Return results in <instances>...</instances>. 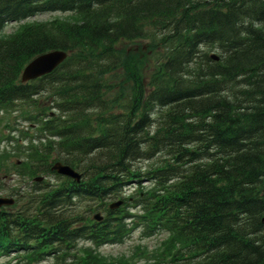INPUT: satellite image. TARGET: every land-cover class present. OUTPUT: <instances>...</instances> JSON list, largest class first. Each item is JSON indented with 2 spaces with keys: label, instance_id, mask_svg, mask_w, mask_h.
Listing matches in <instances>:
<instances>
[{
  "label": "trees",
  "instance_id": "1",
  "mask_svg": "<svg viewBox=\"0 0 264 264\" xmlns=\"http://www.w3.org/2000/svg\"><path fill=\"white\" fill-rule=\"evenodd\" d=\"M49 11L70 15L0 35V108H36L25 117L38 144L20 173L58 177L0 209V253L109 264L94 248L141 226L168 232L173 264H264V0H0V32ZM140 39L144 53L119 48ZM54 48L65 60L20 82ZM54 160L81 179L56 174ZM80 240L93 248L69 254Z\"/></svg>",
  "mask_w": 264,
  "mask_h": 264
},
{
  "label": "rangeland",
  "instance_id": "2",
  "mask_svg": "<svg viewBox=\"0 0 264 264\" xmlns=\"http://www.w3.org/2000/svg\"><path fill=\"white\" fill-rule=\"evenodd\" d=\"M65 15L69 16L70 12L49 11L37 13L36 15L29 17L27 20H48L55 16L62 17ZM21 22H24V20ZM18 23L19 22L7 23L4 26L3 33L13 32L18 27ZM146 41H148V39H140L139 42L123 41L119 44V48H126L128 50L137 49L138 52L144 53L148 51ZM211 51L215 52V50ZM120 82L121 78L112 82V91L114 94L119 92ZM38 97L39 102L43 101L44 105L48 104V99L45 98V93L39 94ZM122 97L124 98V96ZM122 97L118 100L123 101ZM24 101H17V103L13 105L12 110H6L8 108L0 109V173H11L5 178L0 179V192L3 194L8 193L16 187L23 188L24 191L30 190L31 188V179L27 175L15 172L17 169L18 171L23 170V165L21 166L20 164L22 159L26 157L28 153L33 152L31 145L34 146L38 144V140L35 138L37 136V127L33 124L35 119H26L25 117V112L28 109L35 111V104L30 103L29 100ZM26 101H29V104ZM7 124L8 126H6ZM9 133H11L13 138L15 137L12 141H8L6 138V135ZM141 164L147 165L148 163L142 161ZM44 179H46V181L50 180V182L54 183L58 180V177L48 173L47 175H44ZM148 183L149 181L146 180H143L142 182V184L146 185ZM134 186V183H130L126 186L127 188L125 189V192L129 193ZM96 211L97 210L95 209L91 213ZM132 211L135 210L133 209ZM169 239L170 237L167 235L166 231H156L151 236H145L143 235L142 227L136 226L122 243L103 244L99 247H95L94 251L109 264H173V260H171L167 254L171 245ZM86 244L87 243L79 241L76 248L68 251L69 254L74 253L76 256H81L82 250L80 248H84ZM87 246L93 248L90 244H87ZM15 253L17 252L8 255H0V264H72L71 255L67 256L62 263L57 262L56 257L52 254L45 255L44 259L27 263L26 260L25 262L24 259Z\"/></svg>",
  "mask_w": 264,
  "mask_h": 264
},
{
  "label": "water",
  "instance_id": "3",
  "mask_svg": "<svg viewBox=\"0 0 264 264\" xmlns=\"http://www.w3.org/2000/svg\"><path fill=\"white\" fill-rule=\"evenodd\" d=\"M65 57L66 52L62 49H52L37 55L24 67L21 73V80L26 81L30 78H34L51 71ZM212 57L217 58L218 56L212 54ZM51 168L56 170L58 173L68 175L76 180H79L80 178L79 172H77L70 165L62 163L60 161L54 162ZM12 201V198L0 197V205L4 203H11ZM120 202L121 201L113 202L110 204V207L117 206L118 204H120ZM94 218L100 219V214H94Z\"/></svg>",
  "mask_w": 264,
  "mask_h": 264
},
{
  "label": "bare ground",
  "instance_id": "4",
  "mask_svg": "<svg viewBox=\"0 0 264 264\" xmlns=\"http://www.w3.org/2000/svg\"><path fill=\"white\" fill-rule=\"evenodd\" d=\"M39 173H41V172H38V173H36V174H39Z\"/></svg>",
  "mask_w": 264,
  "mask_h": 264
},
{
  "label": "flooded vegetation",
  "instance_id": "5",
  "mask_svg": "<svg viewBox=\"0 0 264 264\" xmlns=\"http://www.w3.org/2000/svg\"><path fill=\"white\" fill-rule=\"evenodd\" d=\"M21 194H22V192H21Z\"/></svg>",
  "mask_w": 264,
  "mask_h": 264
}]
</instances>
